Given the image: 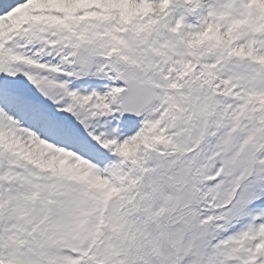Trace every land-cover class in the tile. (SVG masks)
<instances>
[{"label": "snow or ice", "instance_id": "obj_1", "mask_svg": "<svg viewBox=\"0 0 264 264\" xmlns=\"http://www.w3.org/2000/svg\"><path fill=\"white\" fill-rule=\"evenodd\" d=\"M0 264H264V0H0Z\"/></svg>", "mask_w": 264, "mask_h": 264}]
</instances>
